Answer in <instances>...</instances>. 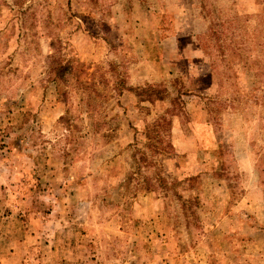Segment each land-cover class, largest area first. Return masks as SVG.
Masks as SVG:
<instances>
[{
  "label": "rangeland",
  "instance_id": "1",
  "mask_svg": "<svg viewBox=\"0 0 264 264\" xmlns=\"http://www.w3.org/2000/svg\"><path fill=\"white\" fill-rule=\"evenodd\" d=\"M0 264H264V0H0Z\"/></svg>",
  "mask_w": 264,
  "mask_h": 264
},
{
  "label": "trees",
  "instance_id": "2",
  "mask_svg": "<svg viewBox=\"0 0 264 264\" xmlns=\"http://www.w3.org/2000/svg\"><path fill=\"white\" fill-rule=\"evenodd\" d=\"M145 92H149L150 94H163L164 93V90H161V89H159V88H154V87H150V88H147V89H145V90H143V94L145 93ZM141 93V94H142ZM155 129V128H154Z\"/></svg>",
  "mask_w": 264,
  "mask_h": 264
}]
</instances>
